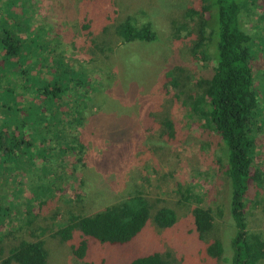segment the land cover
Returning <instances> with one entry per match:
<instances>
[{
  "label": "rangeland",
  "instance_id": "374dc122",
  "mask_svg": "<svg viewBox=\"0 0 264 264\" xmlns=\"http://www.w3.org/2000/svg\"><path fill=\"white\" fill-rule=\"evenodd\" d=\"M85 1L33 0V14L36 25L52 26L51 35L58 32L65 38L68 56L84 61L93 77L103 82L97 104L104 116L98 127L89 123L84 162L76 172L74 160L66 162L63 175L55 180V192L41 198L45 205L32 201L31 216H27L26 198L36 196L28 188L30 176L16 180L10 173H0V205L18 217L4 227L5 257L21 241H36L43 228L47 264H81L71 245L55 236L57 229L71 214L90 216L142 193L153 210L140 234L130 243L115 246L89 239L88 257L103 259L104 264H129L136 257L158 252L173 264H229L225 258L230 257L235 228L230 220L226 147L217 134L203 131L191 120L183 104L206 94L205 82L214 69V62L201 63L193 56L199 23L190 18L189 11L196 0H112L119 13L107 31L95 28L91 38L79 27ZM243 9L248 32L254 40L261 39L254 42L252 52L259 51L253 65L260 99L256 166L264 169V0H245ZM129 16L151 22L158 40L121 42L115 30ZM73 45L78 50L73 51ZM177 68L179 85L172 92L181 95L180 101L157 90L160 75ZM146 114L152 118L148 129L143 124ZM39 184L36 180L35 185ZM161 207L176 212L174 227L156 224L154 217ZM195 207L210 208L215 219L213 230L203 238L194 229ZM253 208L248 210L250 228L264 235V210ZM214 240L226 249L219 260L208 255Z\"/></svg>",
  "mask_w": 264,
  "mask_h": 264
},
{
  "label": "trees",
  "instance_id": "16d2710c",
  "mask_svg": "<svg viewBox=\"0 0 264 264\" xmlns=\"http://www.w3.org/2000/svg\"><path fill=\"white\" fill-rule=\"evenodd\" d=\"M244 4L245 0H196L190 9V18L199 23L193 56L201 63L214 62V69L205 82L206 94L183 104L189 109L188 117L203 131L217 134L226 147L225 173L235 234L228 247L230 257L225 259L229 264H264V235L250 228L248 216L250 207L264 210V169L256 166L260 99L253 65L259 51L252 52L254 42L261 39L254 40L247 30ZM84 6L79 27L87 38L95 28L107 31L119 13L112 0H86ZM33 13V0H0V173H10L16 180L30 176L28 188L36 198H26L27 210L36 199L40 207L45 205L42 196L55 192V180L63 175L69 159L74 160L76 172L87 154L89 123L98 127L104 116L97 104L103 82L93 77L84 61L68 56L65 38L58 32L51 35L52 26L36 25ZM115 32L125 44L158 40L151 22L131 16ZM178 70L164 71L157 90L180 101L181 95L172 92L179 85ZM149 118L147 114L143 117L147 129ZM166 125L173 129L171 122ZM34 175L38 178L33 179ZM36 180L41 184L35 185ZM152 210L148 198L137 193L90 216L71 214L55 236L71 245L81 264H104L103 259L88 257L89 239L113 246L130 243L150 222ZM27 216H31L29 210ZM16 218L0 205V264H47L43 228L36 241H21L5 257L4 227ZM154 220L165 229L178 222L169 207L158 209ZM192 220L200 238L214 228L210 208L195 207ZM207 251L211 259L219 260L226 249L220 240H214ZM129 264L173 263L155 252Z\"/></svg>",
  "mask_w": 264,
  "mask_h": 264
}]
</instances>
